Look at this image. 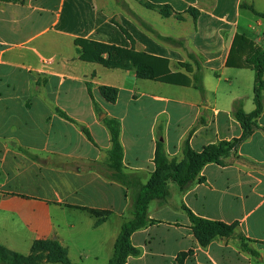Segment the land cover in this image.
Returning <instances> with one entry per match:
<instances>
[{
    "label": "crops",
    "instance_id": "0c3cea01",
    "mask_svg": "<svg viewBox=\"0 0 264 264\" xmlns=\"http://www.w3.org/2000/svg\"><path fill=\"white\" fill-rule=\"evenodd\" d=\"M147 4L169 6L170 13ZM140 8L187 31L163 29ZM252 9L263 13L264 0H0V245L29 256L35 242L54 239L73 264H108L123 222L132 218L134 189L114 179L104 119L120 121L122 170L142 184L155 170L159 141L181 161L187 138L195 151L239 139L233 111L238 102L246 113L255 109L254 71L226 63L236 34L264 47V19ZM136 17L182 45L159 40ZM75 39L166 59L193 86L83 61ZM198 75L203 93L194 87ZM104 86L118 90L114 103L102 96ZM146 117L151 124L142 135ZM257 124L223 163L203 167L202 180L184 191L169 182V199L150 202L153 221L132 234L139 254L125 264H264V111ZM187 210L235 225L255 253L232 236L202 246Z\"/></svg>",
    "mask_w": 264,
    "mask_h": 264
},
{
    "label": "trees",
    "instance_id": "16d2710c",
    "mask_svg": "<svg viewBox=\"0 0 264 264\" xmlns=\"http://www.w3.org/2000/svg\"><path fill=\"white\" fill-rule=\"evenodd\" d=\"M147 6L159 10L163 16H167L170 13L169 6L150 4H147ZM253 12L264 19V12L258 13L254 10ZM136 18L147 31L154 34L159 40L182 45L181 41L159 35L141 19ZM74 44L80 54L79 58L83 61L96 62L119 69L136 68L144 78L174 85L193 86L192 79L187 75L171 72L169 62L166 59L85 39H75ZM105 55L107 56L105 57ZM226 64L228 67L233 68L252 69L255 73V109L250 113H246L241 103L238 102L233 111L235 119L239 121L243 130L241 137L229 142L222 141L216 144H210L204 147L202 151H195L190 146L189 138H187L183 143V159L181 161L177 158H169L166 154L164 144L159 141L156 144L154 157L155 170L152 173L151 179L146 184H142L139 178H134L123 172V146L120 140V121L112 118L104 119V123L111 135L112 147L108 152V163L110 168L114 170V179L134 189L132 218L123 222L114 245L113 255L108 264H125L129 256H137L139 254V250L131 242V236L135 231L145 228L153 221L149 218L148 214L151 201L159 200L164 203L169 199V182L176 183L183 191L186 190L195 180H202L199 178V175L206 164L211 162L223 163L222 160L228 157L242 141L250 137L258 127L257 120L264 111V47L259 46L243 34H236ZM180 66L185 68L188 73H192L193 71L189 64L181 63ZM194 87L202 93L204 92L202 80L199 75L196 77ZM88 91L92 96L90 85H88ZM100 92L105 100L110 103H114L117 100L118 90L116 88L104 86L100 88ZM94 106L98 110L95 102ZM61 113L70 119L64 112ZM85 132L88 135V132ZM187 211L195 234L202 246L208 245L216 236H232L239 240L243 250L255 253L249 248L247 239L235 233V225H228L220 221L197 217L189 210ZM90 212L95 216L101 217L109 214V212L105 211L99 212L91 210ZM43 244L50 247L53 261L62 264H73L68 257L67 250L59 241L54 239L35 242L32 254L38 246ZM31 255L24 256L20 253L9 251L0 245V264H25Z\"/></svg>",
    "mask_w": 264,
    "mask_h": 264
},
{
    "label": "rangeland",
    "instance_id": "374dc122",
    "mask_svg": "<svg viewBox=\"0 0 264 264\" xmlns=\"http://www.w3.org/2000/svg\"><path fill=\"white\" fill-rule=\"evenodd\" d=\"M140 12L143 14V16H146V17H154V19L157 21V24L159 27L163 28V29H166V30H169L175 34H178L179 32H186L184 30V26L183 25H175L176 27H173L171 24L173 22H160L161 18L158 16L157 13L153 12V11H150L148 9H145V8H140ZM155 21V22H156ZM160 22V23H159ZM253 76H254V79H255V74L253 73ZM126 126L129 124V121H126L124 123ZM150 124H151V121H150V118L149 117H146L140 127H141V132H142V135L145 133V131L147 129H149L150 127ZM142 143L144 144V147L147 148V145H148V138H145V139H142L141 140ZM128 151L129 152H132L134 150V147L136 146L134 143H131L129 142L128 144ZM146 151V150H145ZM68 221L70 223L74 222V217L70 216ZM22 251H24L23 254H28L30 252V249H28L26 247V245L24 244L22 246ZM30 259L25 263V264H62V263H59V262H55L52 260L51 258V249L48 245H40L38 246L35 251L33 252V254L31 255V257H29Z\"/></svg>",
    "mask_w": 264,
    "mask_h": 264
}]
</instances>
